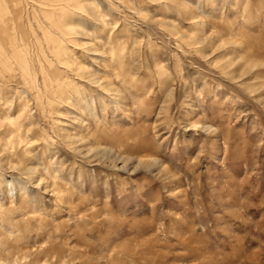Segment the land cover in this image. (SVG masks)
Instances as JSON below:
<instances>
[{"label":"rangeland","instance_id":"1","mask_svg":"<svg viewBox=\"0 0 264 264\" xmlns=\"http://www.w3.org/2000/svg\"><path fill=\"white\" fill-rule=\"evenodd\" d=\"M0 59V264H264V0H0Z\"/></svg>","mask_w":264,"mask_h":264},{"label":"bare ground","instance_id":"2","mask_svg":"<svg viewBox=\"0 0 264 264\" xmlns=\"http://www.w3.org/2000/svg\"><path fill=\"white\" fill-rule=\"evenodd\" d=\"M6 28H7V27H6ZM6 28H5V29H6ZM8 30H9V29H8ZM3 33H4V32H3ZM11 36H14V35H11ZM4 38H5V37H4ZM4 38H3V39H4ZM7 39H8V38H7ZM14 40H15V38H14ZM55 47H56V46H55ZM12 48H13V47H12ZM7 50H8V49H7ZM11 51H12V50H11ZM53 52H54V51H53ZM59 58H61V57L59 56ZM0 60H2V59H0ZM71 61H72V60H71ZM62 65H63V64H62ZM51 70H53V69H51ZM51 72H52V71H51ZM48 74H49V73H48ZM63 74H64V73H63ZM61 75H62V74H61ZM49 76H50V74H49ZM45 77H46V76H45ZM187 95H188V94H187ZM189 95H190V94H189ZM186 98H187V97H186ZM190 98H191V97H190ZM190 98H189V99H190ZM190 100L192 101V99H190ZM187 102H189V101L187 100ZM20 123H21V122H20ZM16 126H17V125H16ZM16 126H15V127H16ZM18 126H19V125H18ZM15 127H14V128H15ZM16 128H17V127H16Z\"/></svg>","mask_w":264,"mask_h":264}]
</instances>
